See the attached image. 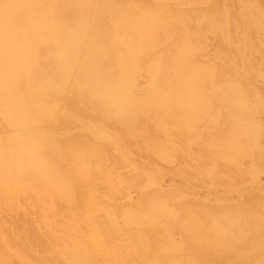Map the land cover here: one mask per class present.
Returning a JSON list of instances; mask_svg holds the SVG:
<instances>
[{"label": "rangeland", "instance_id": "obj_1", "mask_svg": "<svg viewBox=\"0 0 264 264\" xmlns=\"http://www.w3.org/2000/svg\"><path fill=\"white\" fill-rule=\"evenodd\" d=\"M39 1L49 9L45 19L55 24L58 19L69 24L80 12L73 6L76 0ZM105 1L140 6L159 11L162 16L152 29L141 67L129 82L128 96L119 111L142 95L147 84L146 66L152 63H158L162 68L168 66L164 64L163 57L169 56L179 41L188 39L189 44L195 47L191 63L208 66L213 71L208 83L220 87L229 77H234L244 90L245 102L254 107L249 118L260 126L256 137L260 147L253 154L242 155L235 161L212 157L214 138L223 135L229 125L220 119L215 110L219 107L209 93L206 94L208 104L203 105L198 120L187 127L179 122L183 115L166 116V126L171 125L167 130L157 126L156 116L161 113L152 109L138 112L134 120L126 125L121 121L119 112H105L89 102V94L78 93L71 80L66 81L62 91L53 90L51 94L38 97L35 94L38 86L54 76L55 55L51 42L34 38L31 40L33 66L18 69L14 85L15 103L20 116L24 110L35 114L38 107L47 109L49 114L47 118L33 117L34 120L19 119L10 123L0 111V151H8L11 147L8 137L24 139L34 135L42 138L41 149L56 163L58 170L53 179L69 189L72 198L68 201L53 197L51 207L37 200L32 191H25L23 196L9 195L11 200L0 197V216L6 220L2 222L0 217V223L6 225L7 222L9 225L0 224V230L6 229V237L15 236L21 245L27 244L26 254L30 255L28 260L33 263L41 262L36 260L37 255L46 250L47 255L44 252V256H50L45 260L51 259L52 262H44L43 258L44 263L64 264L60 251L71 248L69 244L74 233L70 222L75 224L77 236L85 241L90 237L91 220V223L96 222L100 226V232L108 234L109 245L119 244L125 248L132 243L136 251L141 250L139 258L125 255V264H145L149 248L139 243L136 236L142 229L126 225L124 213L127 210H143L145 204L138 207L136 201L146 194H149V199H164L161 191L175 190L183 195L184 202L191 205L189 209H194L204 223H212L216 219L210 216L212 209L209 211L205 204L214 201L230 204L257 193L264 194V159L262 162L252 159L255 155H264V32L249 25L246 20L247 14L254 13V9L264 8V0ZM241 9L246 13L243 14ZM3 20L11 25L12 15H0V24ZM216 20L225 22L224 30L216 27ZM1 38L0 48L4 50ZM221 69L225 72L219 77ZM162 76L157 75L152 89H160L166 83L167 79ZM256 95L260 101H257ZM216 118L219 120L216 121ZM59 146H65L64 152L69 151L71 155H61ZM98 147L103 149V153L97 158L94 151ZM227 173L232 177H226ZM166 202L169 207L178 210L174 205L175 199L168 197ZM44 208H47L45 212ZM222 209V206L217 207L215 215L220 214ZM170 219L165 218L162 223L171 236H176L181 227ZM110 220H114V227ZM48 221L53 222L50 224ZM45 228L53 234V239H57L49 241L46 234L50 238L51 235ZM54 232L57 237H54ZM25 235H32L31 239L37 243L45 242L52 248H41V243L37 246ZM10 249L14 250L12 246ZM188 251L184 248L166 253L162 260L165 264H183L180 259L186 257ZM2 252L0 250V257ZM17 259V255H11L10 261L7 259L8 264H20ZM94 262L108 264V258L96 253Z\"/></svg>", "mask_w": 264, "mask_h": 264}, {"label": "bare ground", "instance_id": "obj_2", "mask_svg": "<svg viewBox=\"0 0 264 264\" xmlns=\"http://www.w3.org/2000/svg\"><path fill=\"white\" fill-rule=\"evenodd\" d=\"M73 4L80 11L77 17L69 24L59 19L55 24L45 19L49 9L43 7L39 0H0V15L9 13L13 19L11 25L4 20L0 24V37L4 46V50L0 48V111L10 123H16L19 119L34 120L33 117L47 118L49 114L47 109L38 107L35 114L24 110L21 116L18 115L14 96L18 69L33 66L31 40L45 39L52 43L50 45L55 55V68L53 78L43 80L36 89L35 94L38 97L51 94L53 90L62 91L66 81L71 80L78 93L89 94V102L97 108L108 113L119 112L121 121L126 125L134 120L138 112L152 109L161 113L156 116L157 126L167 130L171 125L166 126V116L183 115L179 122L181 126L187 127L198 120L202 115L203 105L208 104L206 94L209 93L219 107L215 110L218 111L220 119L229 125L223 135L214 138L212 157L235 161L242 155L257 151L260 145L256 137L260 126L249 118L254 107L245 102L244 90L234 77H229L220 87L208 83L213 71L208 66L191 63L195 47L190 45L188 39L179 41L172 53L163 57L164 64H169L168 66L162 68L158 63L146 66L147 84L142 95L119 111L128 96V84L134 78L138 67H141L142 56L149 47L152 29L162 18L161 13L105 0H76ZM252 4L256 7L255 3ZM247 15L250 16H246L247 23L264 32V8H256L254 13ZM215 24L219 30H224L223 20H216ZM224 72L221 69L218 76ZM158 74L167 80L160 89L154 90L152 87ZM257 96V101H260ZM218 118L215 120L218 121ZM8 140L11 147L8 151H0V197L11 200L9 195L23 196L25 191H32L37 200L51 207L54 203L53 197L71 200L69 189L53 179L58 170L56 163L43 153L42 138L33 135L24 139L8 137ZM50 140L54 142V139ZM64 147L59 146L58 151L61 155L70 156L69 151L64 152ZM94 153L98 158L103 149L98 147ZM255 156L252 159L258 162L264 159V155L257 158ZM225 176L232 177L229 173ZM161 192L164 199H175L174 205L178 210L169 207L166 200L149 199V194H146L136 201L138 207L145 204L143 210H127L124 213L126 225L142 229L136 236L139 243L149 248L147 257L144 258L145 264H165L162 259L166 253L184 248L189 251L186 257L180 259L183 264H264V194L257 193L230 204L220 201L205 204L209 211L212 209L210 216L216 219L212 223H204L194 209H189L191 205L184 202L183 195L175 190ZM220 206L224 210L215 215L217 207ZM45 209L47 210L44 208L43 212ZM169 217L181 227L176 236H171L162 223ZM110 223L115 226L114 220H110ZM6 225L9 226L7 222ZM90 226V237L84 241L77 236L73 221L70 222L74 233L70 244L68 243L71 248L60 251L64 264H97L94 262L96 253L107 257L108 264H125V255L140 257L141 250L136 251L134 244H128L125 248H121L123 245L119 244L109 245L108 234L100 232V226L96 222L91 223L90 220ZM238 230L244 236L239 235ZM4 231L0 230L2 264H8L7 259L11 255H17V260L22 264H37L29 261L31 259L28 260L30 255L26 254L27 244L21 245L16 240L19 238L15 239V236L6 237L8 232L4 234ZM48 233L52 238L46 234L49 241L57 239H53V234ZM29 237L28 241L32 242V235ZM54 237H57L55 232ZM34 242L37 246L41 243L36 240ZM43 244H40L41 248L51 247ZM11 246L14 250L10 249ZM29 249L34 250L31 247ZM43 253L47 255L46 250ZM42 254H36V260H41L38 264H46L44 262L47 260L50 262L51 259L45 260L50 255L45 257Z\"/></svg>", "mask_w": 264, "mask_h": 264}]
</instances>
